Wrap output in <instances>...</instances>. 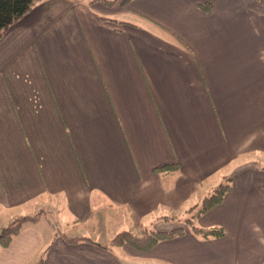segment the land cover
<instances>
[{
	"label": "crops",
	"instance_id": "1",
	"mask_svg": "<svg viewBox=\"0 0 264 264\" xmlns=\"http://www.w3.org/2000/svg\"><path fill=\"white\" fill-rule=\"evenodd\" d=\"M93 1L41 0L0 40V229L41 214L0 264H264V0ZM225 179L195 222L224 237L108 247Z\"/></svg>",
	"mask_w": 264,
	"mask_h": 264
},
{
	"label": "trees",
	"instance_id": "2",
	"mask_svg": "<svg viewBox=\"0 0 264 264\" xmlns=\"http://www.w3.org/2000/svg\"><path fill=\"white\" fill-rule=\"evenodd\" d=\"M41 0H0V40L7 33V31L24 16L33 10L36 4ZM101 2L106 6H114L119 0H96L94 2ZM131 1V0H127ZM205 11H209L210 7H204ZM121 24H125L119 22ZM169 168V167H166ZM165 168V169H166ZM173 168V167H172ZM176 168V167H175ZM163 170V169H162ZM232 190L231 180L225 179L220 185L215 187L207 196H205L198 204L190 208L185 216L186 221L192 227V231L201 235L204 238H222L225 233L222 228L204 229L196 225V220L202 215L208 213L210 210L223 203L226 195ZM41 214L36 216H21L11 221L7 226L0 230V251L10 247L13 240L20 235L22 229L27 224H34L39 221ZM147 231V230H146ZM149 235L145 238L138 239L129 231H123L117 234L111 241L108 247H121L129 245L139 251H149L154 248L159 242L169 240L176 236H183L186 231L182 228L172 232H148ZM69 243H79L82 241L93 243L97 246L103 247L101 244L94 242L90 238H66ZM36 264H44V255Z\"/></svg>",
	"mask_w": 264,
	"mask_h": 264
},
{
	"label": "rangeland",
	"instance_id": "3",
	"mask_svg": "<svg viewBox=\"0 0 264 264\" xmlns=\"http://www.w3.org/2000/svg\"><path fill=\"white\" fill-rule=\"evenodd\" d=\"M96 1V0H94ZM40 213H37L36 215H38ZM34 215V216H36ZM184 216H188V214L184 215ZM158 226L152 228V227H146L142 230V232L139 233H134V232H130L132 233L136 238L141 239V238H145L149 235V231L152 232H172L175 231L177 229H184L185 231H187L188 229H192V227L190 226V224L186 221L185 217H180V218H162L160 220H158L157 222ZM3 229V228H2ZM1 230V229H0ZM147 230V231H146Z\"/></svg>",
	"mask_w": 264,
	"mask_h": 264
}]
</instances>
